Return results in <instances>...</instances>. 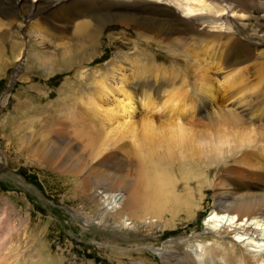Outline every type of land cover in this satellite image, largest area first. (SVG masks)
<instances>
[{
	"label": "bare ground",
	"instance_id": "6f19581e",
	"mask_svg": "<svg viewBox=\"0 0 264 264\" xmlns=\"http://www.w3.org/2000/svg\"><path fill=\"white\" fill-rule=\"evenodd\" d=\"M15 28L22 42L21 48L12 42L15 62L23 57L25 39L30 42L33 37L42 49L51 41L58 47L35 56L32 68L45 71L43 67L48 66L60 76L74 72L80 64L92 65L104 37L106 42H118L110 69L98 76L88 73L75 82L62 80L59 97L75 86L90 94L75 100L64 97L70 104L59 117L62 123L50 117L36 131L39 136L51 132L46 122L55 121L71 132L86 129L88 143L75 148L80 163L86 149L95 159L106 150L127 153L123 140L131 143L128 156L135 175L131 191L120 196L119 191L107 189L104 181H93L91 196L110 193L102 210H111L124 197L121 216L139 214L142 227L147 225L145 218L156 228L168 227L160 224L162 210H168L171 219L182 213L188 222L195 221L204 209L209 187L213 204L201 240L190 243L193 251L163 246L161 255L167 259L163 264H186L189 253L198 257L195 264H264L262 207L254 203V197L239 192L245 185L224 179L230 166L258 153L264 155V147L253 151L258 132L251 124L264 110V0H0V37L11 39ZM25 29L29 32L23 38ZM120 59L129 63L130 74L116 79L114 71H123ZM158 65L170 66V71L158 70ZM248 79L252 83L259 79L261 91H245ZM176 84L179 87L172 88ZM221 91L230 102L218 106L216 95ZM59 97L56 100L63 102ZM177 106L184 110L177 112ZM137 113L149 117L140 133L131 124ZM110 122L115 126L110 128ZM199 125L205 131L196 130ZM8 240L0 241V247L4 249ZM185 255L186 263L176 261L183 262Z\"/></svg>",
	"mask_w": 264,
	"mask_h": 264
},
{
	"label": "rangeland",
	"instance_id": "374dc122",
	"mask_svg": "<svg viewBox=\"0 0 264 264\" xmlns=\"http://www.w3.org/2000/svg\"><path fill=\"white\" fill-rule=\"evenodd\" d=\"M17 30L19 29L12 30L13 39L4 40L0 37L2 39L0 40V76L5 71L0 77V233L2 234L0 241L10 238L4 249L0 247V264H163L167 263V259L161 255L163 246L171 251L185 248L193 251L190 250V243L201 240L200 236L205 232V220L211 213L213 192L209 187L206 188L205 198L202 201L204 209L199 212L195 221L188 222L182 213L171 219L168 210H162L163 218L160 224L167 223L168 227L156 228L148 224L147 218H145L147 225L142 227L138 224L139 214L137 216L134 213H130L129 216L119 214L121 211L119 207L126 203L124 197L131 191L135 180L132 170L134 163L128 156L133 150L131 143L123 140L127 153L106 150L95 159L89 157L90 154L86 149L87 152H84V159L80 163L76 156L79 151L75 148L81 145L78 143L82 145L88 143L90 132L86 129L74 132L79 131L76 129L73 133L71 129H64L59 124L62 123L59 117L69 110L70 103L68 100L66 103L64 97H74L72 100H75L79 95L82 98L85 93L90 94L87 89L75 86V90H69L65 93L67 95L63 93L59 97L58 90L62 80L67 77L75 82L77 78L84 79L88 73L96 72L94 74L98 76L104 70L110 69L114 46L118 42H106L104 37L97 50L98 55L95 56L99 58L94 59L92 65L80 64L78 68H74V72L70 71L60 76L59 71L51 73L46 69L48 66H42L45 71L32 68L34 63L32 60L35 56L39 57L40 53L44 56L47 49L54 51L58 47L51 41L47 46L44 45L48 47L47 49H42L43 45L40 46L39 41H35L33 37L34 40L32 41L31 38L30 42H26L25 39L23 57L15 62V58L11 55L14 47L11 46L16 43L15 45L21 48L22 44ZM27 32L29 31L26 29L21 31L23 38ZM112 37L118 38L117 41L121 40L116 34ZM101 53L104 55L100 58ZM144 62L139 60L141 66L145 65ZM177 64V67L183 71L182 63L177 62ZM118 66L122 67L123 71L113 70L116 79L120 74H130L128 62L120 59ZM157 69L169 72L170 66L158 65ZM258 80L253 83L250 79L246 80L244 90L251 88L254 92H260L263 86L258 84ZM175 87L179 85L176 84L172 88ZM166 90L169 91L167 87ZM38 93L40 96H37ZM58 97L63 102H58L59 100H56ZM162 98L157 102L162 101ZM216 98L218 106L230 102L227 97H223L222 91L216 95ZM112 101L110 95L109 102ZM136 102L140 101L135 100L134 103ZM63 104L67 105L64 109ZM135 106L140 105L135 104ZM180 108L184 110V107L177 106L176 111L178 112ZM259 113L261 114L259 117L254 115L249 117L257 118L251 123L258 132L253 151L260 152L264 147V110ZM50 117H54L59 122H46L51 125V132L37 135V125L43 124V121L49 120ZM148 118L147 115L137 113L131 119V124L134 125L137 133H140L142 124ZM243 118L248 117L243 116ZM202 122L204 125L207 121ZM109 124L110 128L115 126V124L112 126V122ZM104 126L106 124L101 125L100 129ZM199 129L201 132L205 131L200 125L196 130ZM80 133L84 137H80ZM193 138L195 141L199 140L198 137ZM224 179H235L238 185H245V190L239 192L254 197V203L259 204L264 213L262 153L252 156L245 163L230 166ZM97 180L104 181L107 189L117 190L121 193L120 196H124L109 211L102 210L109 201L106 198L109 192L103 193L102 195L106 194V196L101 195L99 199L91 196L93 181ZM102 212L105 213L101 214ZM172 221L175 223L174 227L171 226ZM56 249L59 251L56 252ZM192 254L189 253V259L186 255L184 256L186 259L182 257L183 262L176 261L186 263L188 259L186 264H195L196 256Z\"/></svg>",
	"mask_w": 264,
	"mask_h": 264
}]
</instances>
